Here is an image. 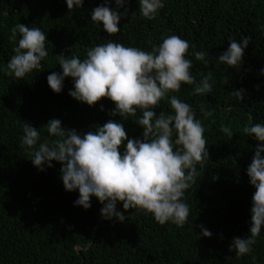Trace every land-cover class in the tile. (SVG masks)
<instances>
[{
  "label": "trees",
  "instance_id": "trees-1",
  "mask_svg": "<svg viewBox=\"0 0 264 264\" xmlns=\"http://www.w3.org/2000/svg\"><path fill=\"white\" fill-rule=\"evenodd\" d=\"M102 3L84 0L73 10L66 0H0V264H264V227L251 252L237 256L229 247L234 237L250 235L255 188L246 169L261 142L244 128L264 123V0H165L152 19L141 15L138 0H127L120 30L111 34L91 19L92 10ZM109 6L117 8L115 0ZM18 23L44 30L48 49L44 68L22 79L3 71L18 44L19 34L17 40L10 39L11 27ZM171 34L190 42L185 55L193 61L195 82L169 92L154 111L172 112V95L191 104L204 124L209 153L185 190L188 222L183 227L171 221L160 224L151 213L124 210L122 202L117 209L125 212L123 222L103 219V205L95 196L88 209L74 205L79 192L65 190L60 162L54 160L43 171L33 165L22 144L23 121L40 128L41 140L49 135L44 125L54 117L81 133L109 119L122 120L129 138H142L143 128L137 124L141 109L126 117L112 116L111 99L102 97L89 106L69 95L71 77L56 93L47 76L62 70L56 58L60 53L84 59L89 48L109 40L151 51ZM248 35L252 39L240 65L217 62L230 38ZM200 50L208 52V64L195 58ZM208 72L213 91L193 94ZM201 107L212 115H204ZM223 125L233 136L221 131ZM200 225L212 236L200 235Z\"/></svg>",
  "mask_w": 264,
  "mask_h": 264
},
{
  "label": "clouds",
  "instance_id": "clouds-1",
  "mask_svg": "<svg viewBox=\"0 0 264 264\" xmlns=\"http://www.w3.org/2000/svg\"><path fill=\"white\" fill-rule=\"evenodd\" d=\"M109 2L105 0L96 6L91 19L111 34L120 30L119 22L127 15V0H115L117 8L124 7L123 12L110 7ZM138 2L141 15L152 19L164 7L165 0ZM66 4L68 9L75 10L83 6L84 0H66ZM10 31V39L17 40L18 34L19 39L4 73L22 79L33 70H42V61L48 56L46 32L23 23L12 26ZM251 39L250 35L240 40L230 38L229 46L218 55L217 62L240 65ZM189 43L171 34L151 51L109 40L89 48L84 59L78 55H56L62 70L47 76L54 92L60 93L65 78L71 77L74 86L69 89V95L80 102L92 106L107 97L115 103L110 112L112 116L126 117L135 114L138 108L142 110L137 122L143 128L142 138H129L122 120L109 119L94 131L81 133L62 126L61 120L54 117L44 125L49 135L41 140L40 128L23 121L22 144L32 154L33 165L43 171L54 160L60 162L65 190L79 192L74 205L88 209L95 196L103 205L100 213L106 220H125V212L117 209V203L122 202L124 210L151 213L160 224L171 221L183 227L188 222L190 205L184 199L185 190L199 175L197 166L203 168L209 159L205 127L193 106L176 95L170 97L172 112L157 114L154 109L169 92H178L182 83L195 82L191 74L193 61L185 55ZM194 55L205 64L210 62L207 51H195ZM212 91V73L208 72L202 75L193 94ZM239 93L244 94L243 90ZM201 112L212 115L203 107ZM221 131L233 136L227 125ZM244 131L261 143L255 146L246 169L249 183L255 188L250 235L234 237L229 246L237 256L252 251L264 227V123H251ZM199 227L200 235L212 236L209 229Z\"/></svg>",
  "mask_w": 264,
  "mask_h": 264
}]
</instances>
